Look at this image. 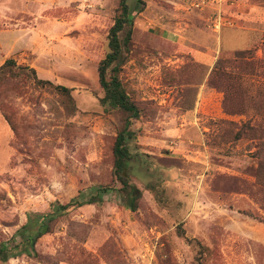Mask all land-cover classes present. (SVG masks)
Listing matches in <instances>:
<instances>
[{
  "label": "rangeland",
  "instance_id": "obj_1",
  "mask_svg": "<svg viewBox=\"0 0 264 264\" xmlns=\"http://www.w3.org/2000/svg\"><path fill=\"white\" fill-rule=\"evenodd\" d=\"M196 1L129 0L132 211L113 174L129 113L104 109L98 74L120 0H0V66L71 88L0 75V244L28 237L30 212L83 203L48 220L36 255L0 264H193L196 240L213 248L203 264H264V0ZM99 185L115 190L88 203Z\"/></svg>",
  "mask_w": 264,
  "mask_h": 264
},
{
  "label": "trees",
  "instance_id": "obj_2",
  "mask_svg": "<svg viewBox=\"0 0 264 264\" xmlns=\"http://www.w3.org/2000/svg\"><path fill=\"white\" fill-rule=\"evenodd\" d=\"M137 10H141L139 6ZM136 11V12H138ZM134 14L131 12L129 0H120L115 20L109 29L108 33V50L105 56L100 60L98 66L99 83L103 89L104 95L100 98V103L106 111L112 112L116 109H122L129 113L125 127L120 130L116 136L113 147L114 165L113 174L115 179L121 183L118 189L125 195V203L132 211H136L139 206V200L142 197V191L134 185L130 180V164L133 158V153L129 148L127 131L131 125L132 118L139 119L141 109L133 100L126 89L125 83L121 76L125 64L128 61V55L131 52ZM251 50L238 51L234 57V61L245 59ZM20 70H29L34 77V80L41 85H48L58 90L63 95L69 97L71 88L62 84H55L51 80L42 79L37 76L34 68H29L27 65H20L14 58H8L0 66V75L9 73L11 76L20 75ZM263 166L260 164L257 168L256 176L259 180H263ZM95 193L88 203L101 201L98 193L101 191L107 192L115 190L107 185H99L94 188ZM83 203L72 199L66 204H59L55 208V212L44 213H28L27 231L29 235L20 243L10 241L8 245L0 244V261H8L16 251H24L29 256L36 255L35 245L42 234L49 228L48 220L51 221L55 217L54 214L65 212L69 207L79 206ZM180 234L185 235L184 229H180ZM200 248L198 256L193 264H203L202 258L204 255L213 253V248L203 245L199 240H196Z\"/></svg>",
  "mask_w": 264,
  "mask_h": 264
},
{
  "label": "built area",
  "instance_id": "obj_3",
  "mask_svg": "<svg viewBox=\"0 0 264 264\" xmlns=\"http://www.w3.org/2000/svg\"><path fill=\"white\" fill-rule=\"evenodd\" d=\"M210 1L212 0H198L196 2H193L192 6H194L195 8H204L206 7V4L209 3ZM213 14L214 16H213L212 21H213L214 30L220 31L221 28L224 25H226V18L223 15L222 8L220 5L214 8Z\"/></svg>",
  "mask_w": 264,
  "mask_h": 264
}]
</instances>
